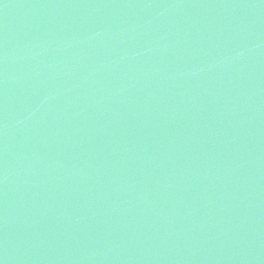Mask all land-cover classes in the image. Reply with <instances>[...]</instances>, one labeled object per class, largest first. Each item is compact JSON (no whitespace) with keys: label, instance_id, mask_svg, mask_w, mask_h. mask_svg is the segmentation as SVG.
Listing matches in <instances>:
<instances>
[{"label":"water","instance_id":"95a60500","mask_svg":"<svg viewBox=\"0 0 264 264\" xmlns=\"http://www.w3.org/2000/svg\"><path fill=\"white\" fill-rule=\"evenodd\" d=\"M0 264H264V0H0Z\"/></svg>","mask_w":264,"mask_h":264}]
</instances>
